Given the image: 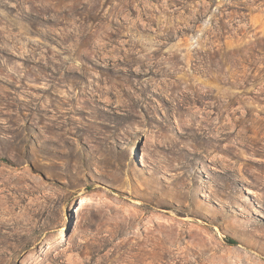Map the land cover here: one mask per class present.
Returning <instances> with one entry per match:
<instances>
[{
	"label": "rangeland",
	"instance_id": "rangeland-1",
	"mask_svg": "<svg viewBox=\"0 0 264 264\" xmlns=\"http://www.w3.org/2000/svg\"><path fill=\"white\" fill-rule=\"evenodd\" d=\"M0 264H264V0H0Z\"/></svg>",
	"mask_w": 264,
	"mask_h": 264
},
{
	"label": "bare ground",
	"instance_id": "bare-ground-1",
	"mask_svg": "<svg viewBox=\"0 0 264 264\" xmlns=\"http://www.w3.org/2000/svg\"><path fill=\"white\" fill-rule=\"evenodd\" d=\"M39 211H40V209L38 208V213H39ZM32 215V214H31ZM47 217V216H46ZM44 219V218H43ZM52 219V218H51ZM46 220V219H45ZM36 221H38V220H36V219H34L33 218V216L31 217V218H29V222H27V223H29V224H33V223H35ZM18 223V222H17ZM46 223V221L43 223V225ZM1 224L3 225V224H5V222H1Z\"/></svg>",
	"mask_w": 264,
	"mask_h": 264
},
{
	"label": "trees",
	"instance_id": "trees-1",
	"mask_svg": "<svg viewBox=\"0 0 264 264\" xmlns=\"http://www.w3.org/2000/svg\"><path fill=\"white\" fill-rule=\"evenodd\" d=\"M229 242H230V243H234V241H233V240H229Z\"/></svg>",
	"mask_w": 264,
	"mask_h": 264
}]
</instances>
